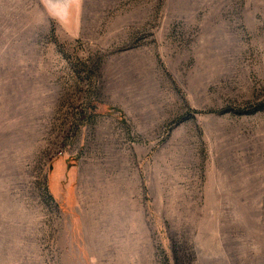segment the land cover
Listing matches in <instances>:
<instances>
[{"label":"rangeland","instance_id":"1","mask_svg":"<svg viewBox=\"0 0 264 264\" xmlns=\"http://www.w3.org/2000/svg\"><path fill=\"white\" fill-rule=\"evenodd\" d=\"M0 264H264V0H0Z\"/></svg>","mask_w":264,"mask_h":264}]
</instances>
